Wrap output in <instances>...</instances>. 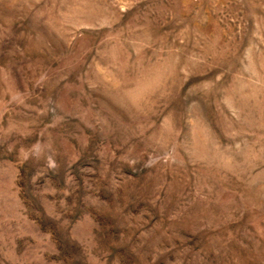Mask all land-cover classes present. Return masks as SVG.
<instances>
[{
  "label": "rangeland",
  "instance_id": "rangeland-1",
  "mask_svg": "<svg viewBox=\"0 0 264 264\" xmlns=\"http://www.w3.org/2000/svg\"><path fill=\"white\" fill-rule=\"evenodd\" d=\"M0 264H264V0H0Z\"/></svg>",
  "mask_w": 264,
  "mask_h": 264
}]
</instances>
